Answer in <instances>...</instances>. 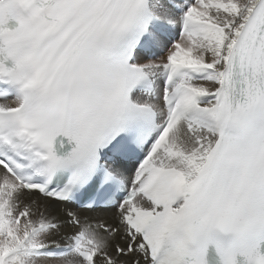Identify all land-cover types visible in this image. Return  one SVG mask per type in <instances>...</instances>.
I'll return each mask as SVG.
<instances>
[{
  "label": "snow or ice",
  "instance_id": "obj_1",
  "mask_svg": "<svg viewBox=\"0 0 264 264\" xmlns=\"http://www.w3.org/2000/svg\"><path fill=\"white\" fill-rule=\"evenodd\" d=\"M0 264H264V0H0Z\"/></svg>",
  "mask_w": 264,
  "mask_h": 264
}]
</instances>
